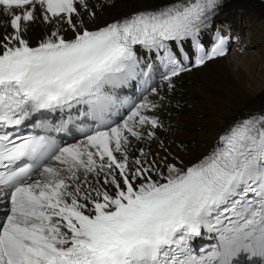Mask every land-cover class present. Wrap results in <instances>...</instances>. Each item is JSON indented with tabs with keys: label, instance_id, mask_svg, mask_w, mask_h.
<instances>
[{
	"label": "bare ground",
	"instance_id": "6f19581e",
	"mask_svg": "<svg viewBox=\"0 0 264 264\" xmlns=\"http://www.w3.org/2000/svg\"><path fill=\"white\" fill-rule=\"evenodd\" d=\"M178 1L84 0L76 6L77 16L71 17V24L75 30H93L127 14L128 9L143 7V11L151 12L154 4H162L159 7L164 13H172L180 9L175 7ZM219 7L220 14L240 30L242 47L246 36L243 51L226 53L178 73L155 92L151 110L155 120L144 123L139 137L127 138L125 152L118 153L130 189L102 159L99 167L79 170L77 178L67 177L62 195L66 200L93 215L109 211L133 193H142L181 174L183 168L177 167L185 164L182 159L194 160L190 165L201 162L235 121L264 111V5L255 0H225ZM38 9L34 6L32 21L23 25L26 42L35 45L72 34L62 16L45 18ZM2 33L12 37L6 16L0 11V38ZM144 130H150V135Z\"/></svg>",
	"mask_w": 264,
	"mask_h": 264
},
{
	"label": "rangeland",
	"instance_id": "374dc122",
	"mask_svg": "<svg viewBox=\"0 0 264 264\" xmlns=\"http://www.w3.org/2000/svg\"><path fill=\"white\" fill-rule=\"evenodd\" d=\"M163 1V0H162ZM161 7V6H160ZM127 11H129V12H134V11H143V7L142 8H138V9H136V10H134V9H128ZM127 11H125V13L127 12ZM128 13V12H127ZM199 127H196V129H198ZM161 148V147H160ZM178 155V154H177ZM208 155V154H207ZM179 156V155H178ZM184 162H185V164H183V166L182 165H179L177 168L178 169H182L183 168V170H184V168L186 167V166H188V165H190L191 164V161L193 162L194 160H190V159H188V160H184V159H182ZM190 160V161H189ZM190 162V163H189ZM196 162V161H195ZM158 163V162H157ZM160 165V164H159ZM161 169L165 172V170L163 169V167L161 166ZM174 171H176V169L175 170H173V171H170L171 173L172 172H174ZM166 173V172H165ZM171 175H173V174H171ZM176 175V174H175Z\"/></svg>",
	"mask_w": 264,
	"mask_h": 264
},
{
	"label": "trees",
	"instance_id": "16d2710c",
	"mask_svg": "<svg viewBox=\"0 0 264 264\" xmlns=\"http://www.w3.org/2000/svg\"><path fill=\"white\" fill-rule=\"evenodd\" d=\"M155 6H162V4H154V7H155Z\"/></svg>",
	"mask_w": 264,
	"mask_h": 264
}]
</instances>
